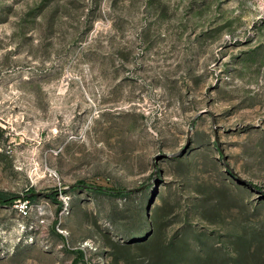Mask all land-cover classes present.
Masks as SVG:
<instances>
[{
	"label": "rangeland",
	"instance_id": "obj_1",
	"mask_svg": "<svg viewBox=\"0 0 264 264\" xmlns=\"http://www.w3.org/2000/svg\"><path fill=\"white\" fill-rule=\"evenodd\" d=\"M0 193V264H264V0H0Z\"/></svg>",
	"mask_w": 264,
	"mask_h": 264
},
{
	"label": "water",
	"instance_id": "obj_2",
	"mask_svg": "<svg viewBox=\"0 0 264 264\" xmlns=\"http://www.w3.org/2000/svg\"><path fill=\"white\" fill-rule=\"evenodd\" d=\"M205 113H211V114H212V111H211V110H208V109H203V110H201L200 112H198V113L196 114V116L194 117L193 121H192L191 127H190V129H189V134L191 133L192 129L194 128L195 123H196V120L198 119V117L201 116V115H203V114H205ZM212 115H213V114H212ZM213 123L215 124L214 116H213ZM216 129H217V128H216ZM216 131H217V130H216ZM216 139H217V141H218V148L221 150L220 143H219L218 133H216ZM190 144H191V140H190V138H189V139H188V142H187V144H186V146H185L182 150H180V151H178V152H175V153H167V154L170 155V156H179V155H182V154L184 153V151H186V150L189 148ZM226 158H227V156L224 155V160H226ZM227 166H228L229 168H231V170L235 173V175L237 176V178H238L239 180H241V181H243V182H245V183H247V184L252 185V183H251L249 180L243 178V177H242L241 175H239L236 171H234V169H233L232 167H230V165H229L228 163H227ZM83 185L86 186V187H94V188H97V186H90V185H86V184H83ZM127 190H130V189H127ZM28 194L32 196V195L45 194V192H44V191H36V192H30V193H28Z\"/></svg>",
	"mask_w": 264,
	"mask_h": 264
},
{
	"label": "trees",
	"instance_id": "obj_3",
	"mask_svg": "<svg viewBox=\"0 0 264 264\" xmlns=\"http://www.w3.org/2000/svg\"><path fill=\"white\" fill-rule=\"evenodd\" d=\"M95 189H102V190H106V188H104V187H100V186H97V188H95ZM26 198L27 199H29V200H32V199H34L35 198V196H26ZM0 201H3V202H8L9 201V199H6V196L4 195V194H2V193H0Z\"/></svg>",
	"mask_w": 264,
	"mask_h": 264
}]
</instances>
